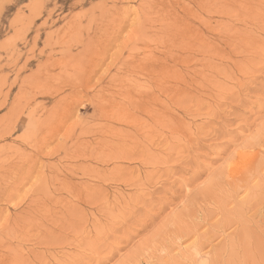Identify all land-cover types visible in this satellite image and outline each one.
Here are the masks:
<instances>
[{
    "label": "rangeland",
    "instance_id": "374dc122",
    "mask_svg": "<svg viewBox=\"0 0 264 264\" xmlns=\"http://www.w3.org/2000/svg\"><path fill=\"white\" fill-rule=\"evenodd\" d=\"M0 264H264V0H0Z\"/></svg>",
    "mask_w": 264,
    "mask_h": 264
},
{
    "label": "bare ground",
    "instance_id": "6f19581e",
    "mask_svg": "<svg viewBox=\"0 0 264 264\" xmlns=\"http://www.w3.org/2000/svg\"><path fill=\"white\" fill-rule=\"evenodd\" d=\"M6 1V0H5ZM221 42V41H220ZM214 48V47H213ZM219 48V47H218ZM217 49V48H216ZM203 53V52H202ZM181 63V62H180ZM249 158V157H248Z\"/></svg>",
    "mask_w": 264,
    "mask_h": 264
}]
</instances>
